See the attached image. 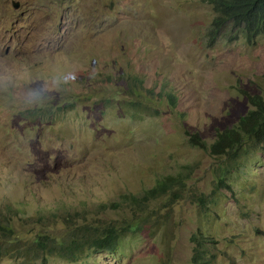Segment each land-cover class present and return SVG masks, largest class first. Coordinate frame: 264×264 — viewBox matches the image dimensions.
Returning a JSON list of instances; mask_svg holds the SVG:
<instances>
[{"label":"rangeland","instance_id":"374dc122","mask_svg":"<svg viewBox=\"0 0 264 264\" xmlns=\"http://www.w3.org/2000/svg\"><path fill=\"white\" fill-rule=\"evenodd\" d=\"M213 18L207 0H0V74L15 82L0 88V264H43L33 242L67 238L62 216L76 212L131 227L114 251L46 264H192L198 232L210 264H264V144L230 164L185 134L211 144L251 109L246 95L264 98V35L250 45L228 25L210 46ZM63 71L77 77L56 104L15 102ZM169 176L166 194L125 198Z\"/></svg>","mask_w":264,"mask_h":264},{"label":"trees","instance_id":"16d2710c","mask_svg":"<svg viewBox=\"0 0 264 264\" xmlns=\"http://www.w3.org/2000/svg\"><path fill=\"white\" fill-rule=\"evenodd\" d=\"M211 6L214 18L211 27L207 32L209 45L211 46L219 36L223 28L230 25L232 29L237 30L241 37L250 45L255 40L264 35V0H207ZM123 85L130 91L135 92L138 88H142L143 79L137 75H123ZM251 109L240 116L238 122L223 131L216 133L213 143L208 144L203 141L198 133L185 132L188 142L209 155L216 158H225L230 164L236 163L248 154L251 147L264 144V98L259 95H246ZM166 98L171 108L176 107V97L172 94H166ZM140 106V105H136ZM70 109L73 105L67 106ZM222 168V167H221ZM224 168V176L218 177V184L229 189L225 185L227 170ZM177 177H166L157 181L156 185L147 190L142 198L128 195L125 198L131 201V204L144 205L149 200H153L171 190L175 184ZM173 197L177 192H171ZM196 201L205 206L207 199L204 196H196ZM210 203V201H209ZM116 207V205H114ZM105 209V206H101ZM84 220L77 212L74 214L67 213L62 216L65 225V232L68 233L67 238L57 240L51 236H39L33 242L36 251H40L42 263L46 264L48 257L55 256L60 259L76 258L84 249H90L95 252L114 251L120 240V233H125L131 226L113 227L110 225L93 227L85 222L78 224V219ZM37 221H41L40 218ZM8 227H1L0 230L11 232ZM141 226L138 224L135 232L139 231ZM192 237L195 243L194 254L192 256V264H210L211 260L206 259L208 251L205 250V242L210 241L204 238L203 234ZM213 259V257H212Z\"/></svg>","mask_w":264,"mask_h":264},{"label":"clouds","instance_id":"9594fccd","mask_svg":"<svg viewBox=\"0 0 264 264\" xmlns=\"http://www.w3.org/2000/svg\"><path fill=\"white\" fill-rule=\"evenodd\" d=\"M77 77L73 71L56 73L44 81H36L15 95V102L25 110H34L46 104H56L62 99L60 93ZM15 82L10 74H0V88L12 89Z\"/></svg>","mask_w":264,"mask_h":264},{"label":"water","instance_id":"95a60500","mask_svg":"<svg viewBox=\"0 0 264 264\" xmlns=\"http://www.w3.org/2000/svg\"><path fill=\"white\" fill-rule=\"evenodd\" d=\"M11 7L14 9V10H17L19 8V2H14L12 1L11 2Z\"/></svg>","mask_w":264,"mask_h":264}]
</instances>
